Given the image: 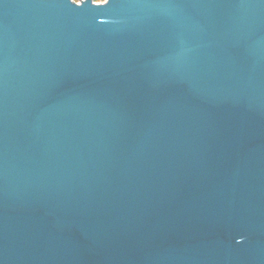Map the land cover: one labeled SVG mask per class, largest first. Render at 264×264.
Instances as JSON below:
<instances>
[{
    "label": "water",
    "instance_id": "water-1",
    "mask_svg": "<svg viewBox=\"0 0 264 264\" xmlns=\"http://www.w3.org/2000/svg\"><path fill=\"white\" fill-rule=\"evenodd\" d=\"M0 264H264V0H0Z\"/></svg>",
    "mask_w": 264,
    "mask_h": 264
},
{
    "label": "rangeland",
    "instance_id": "rangeland-1",
    "mask_svg": "<svg viewBox=\"0 0 264 264\" xmlns=\"http://www.w3.org/2000/svg\"><path fill=\"white\" fill-rule=\"evenodd\" d=\"M98 1H104V0H98Z\"/></svg>",
    "mask_w": 264,
    "mask_h": 264
}]
</instances>
